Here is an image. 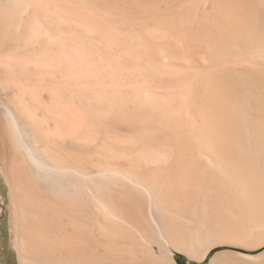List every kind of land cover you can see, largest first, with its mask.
<instances>
[{
	"label": "bare ground",
	"instance_id": "1",
	"mask_svg": "<svg viewBox=\"0 0 264 264\" xmlns=\"http://www.w3.org/2000/svg\"><path fill=\"white\" fill-rule=\"evenodd\" d=\"M0 175V264H264V0H0Z\"/></svg>",
	"mask_w": 264,
	"mask_h": 264
},
{
	"label": "rangeland",
	"instance_id": "2",
	"mask_svg": "<svg viewBox=\"0 0 264 264\" xmlns=\"http://www.w3.org/2000/svg\"><path fill=\"white\" fill-rule=\"evenodd\" d=\"M0 196L6 201L7 203V197H8V192H7V188H6V185L4 183V180L2 179V176L0 175ZM8 241H9V232H8V212H4V216L2 214V220H1V249L3 250L4 248L7 249V257H8V260H9V264H17V261L15 259V254L14 252H12V249L11 247L8 246ZM6 246V247H5ZM224 248H227L225 246H222V247H218L216 249H224ZM215 249V250H216ZM259 251V250H258ZM258 251H253L255 253H257ZM177 254V252L175 253ZM14 255V256H13ZM180 256L177 255L176 256V259H177V262L178 264H182L180 262ZM15 262V263H14Z\"/></svg>",
	"mask_w": 264,
	"mask_h": 264
},
{
	"label": "crops",
	"instance_id": "3",
	"mask_svg": "<svg viewBox=\"0 0 264 264\" xmlns=\"http://www.w3.org/2000/svg\"><path fill=\"white\" fill-rule=\"evenodd\" d=\"M226 247V246H225ZM225 249H231V247H228L227 246V248H224L223 250H225ZM233 249H237V248H233ZM222 249H213L211 252H210V254L208 255V257H207V259L205 260V261H198V260H195V259H191V258H189V256L188 255H186L185 253H177L176 254V256L177 255H179L180 256V262L182 263V264H209V262H210V259H211V257L215 254V253H217L218 251H221Z\"/></svg>",
	"mask_w": 264,
	"mask_h": 264
}]
</instances>
